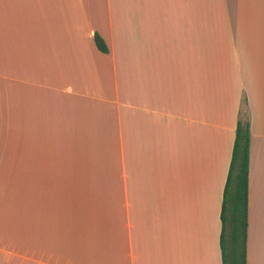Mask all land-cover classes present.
<instances>
[{
  "label": "crops",
  "instance_id": "obj_1",
  "mask_svg": "<svg viewBox=\"0 0 264 264\" xmlns=\"http://www.w3.org/2000/svg\"><path fill=\"white\" fill-rule=\"evenodd\" d=\"M239 123L264 264V0H0V264H224Z\"/></svg>",
  "mask_w": 264,
  "mask_h": 264
},
{
  "label": "trees",
  "instance_id": "obj_2",
  "mask_svg": "<svg viewBox=\"0 0 264 264\" xmlns=\"http://www.w3.org/2000/svg\"><path fill=\"white\" fill-rule=\"evenodd\" d=\"M95 40L108 52L99 34ZM249 151L250 124L239 123L222 213L224 264H247Z\"/></svg>",
  "mask_w": 264,
  "mask_h": 264
}]
</instances>
